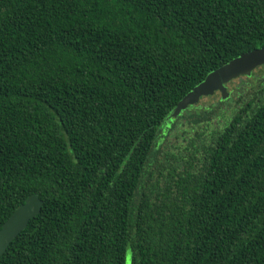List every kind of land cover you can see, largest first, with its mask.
Here are the masks:
<instances>
[{
	"label": "trees",
	"instance_id": "trees-1",
	"mask_svg": "<svg viewBox=\"0 0 264 264\" xmlns=\"http://www.w3.org/2000/svg\"><path fill=\"white\" fill-rule=\"evenodd\" d=\"M262 46L264 0H0V264H264V65L169 117Z\"/></svg>",
	"mask_w": 264,
	"mask_h": 264
},
{
	"label": "water",
	"instance_id": "water-1",
	"mask_svg": "<svg viewBox=\"0 0 264 264\" xmlns=\"http://www.w3.org/2000/svg\"><path fill=\"white\" fill-rule=\"evenodd\" d=\"M264 65V46L246 51L224 65L210 71L203 80L189 90L176 104L169 117H176L201 97L219 92L222 98L229 95L227 84L239 76H249L255 68ZM43 201L37 194L29 195L0 227V256L11 241L26 228L30 219L39 214Z\"/></svg>",
	"mask_w": 264,
	"mask_h": 264
},
{
	"label": "rangeland",
	"instance_id": "rangeland-1",
	"mask_svg": "<svg viewBox=\"0 0 264 264\" xmlns=\"http://www.w3.org/2000/svg\"><path fill=\"white\" fill-rule=\"evenodd\" d=\"M263 72H264V70H263ZM236 83H238V82H236ZM215 95H218V93H215ZM214 99L215 98H213L212 96L203 97L197 104H199V105L207 104L209 102H212ZM125 264H130V258L128 256V251L126 252Z\"/></svg>",
	"mask_w": 264,
	"mask_h": 264
},
{
	"label": "flooded vegetation",
	"instance_id": "flooded-vegetation-1",
	"mask_svg": "<svg viewBox=\"0 0 264 264\" xmlns=\"http://www.w3.org/2000/svg\"><path fill=\"white\" fill-rule=\"evenodd\" d=\"M229 83V82H228Z\"/></svg>",
	"mask_w": 264,
	"mask_h": 264
}]
</instances>
